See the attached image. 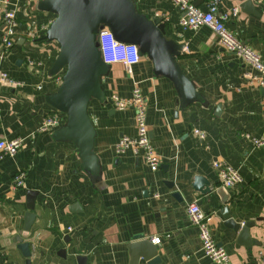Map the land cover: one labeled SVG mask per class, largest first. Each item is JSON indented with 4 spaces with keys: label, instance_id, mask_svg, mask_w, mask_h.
I'll return each mask as SVG.
<instances>
[{
    "label": "crops",
    "instance_id": "0c3cea01",
    "mask_svg": "<svg viewBox=\"0 0 264 264\" xmlns=\"http://www.w3.org/2000/svg\"><path fill=\"white\" fill-rule=\"evenodd\" d=\"M132 1L139 13L161 18L165 36L182 45L177 62L201 99L181 107L173 82L154 75L144 56L130 72L108 65L100 78L103 100L91 98L87 104L97 163L91 174L81 167L71 141L53 137L65 115L45 96L55 92L64 69L49 73L58 45L41 36L55 15L38 10L37 0H18L14 43L0 53V72L17 82H0V140L20 139L13 155L0 156V264H77L79 256L83 264H128L127 245L135 236L157 246L159 261L153 264H217L204 255L198 228L187 214L192 201L210 216L211 236L230 264H261L264 145L254 139L264 138V86L259 84L264 75L224 50L207 26L183 28L179 20L185 12L173 0ZM243 1L192 2L200 11L212 2L218 13L237 7L225 27L264 63V3L251 0L252 7L242 8ZM134 86L144 99L145 123L160 157L156 171L130 148L119 154L113 149L120 136L135 135V126L133 110L114 106L111 97H129ZM51 114L59 118L58 126L41 130V119ZM215 161L233 167L240 181L223 186ZM18 171L22 184L12 187ZM197 176L209 181V193L193 188ZM222 186L229 198L225 204L216 193ZM223 207L236 222H255L247 239L225 225ZM25 212L33 216L27 230ZM157 237L159 243H153ZM18 239L26 243V254ZM137 264L146 262L139 258Z\"/></svg>",
    "mask_w": 264,
    "mask_h": 264
},
{
    "label": "water",
    "instance_id": "95a60500",
    "mask_svg": "<svg viewBox=\"0 0 264 264\" xmlns=\"http://www.w3.org/2000/svg\"><path fill=\"white\" fill-rule=\"evenodd\" d=\"M250 3L251 0H244L241 7L247 8ZM36 8L55 15L41 36V39L55 41L58 45L49 73L53 75L64 69L55 92L45 96L50 106L65 115L64 123L53 133V137L71 141L81 167L91 174L97 172V163L92 151L94 130L87 114V104L91 98L99 102L103 100L100 78L108 70L95 41L99 30L106 28L116 40L134 43L139 55L152 61L153 74L166 76L173 82L181 107L201 99L177 62L182 45L165 36L161 18H148L139 13L132 0H37ZM192 186L203 194L211 191L209 181L202 176H197ZM224 190L223 186L216 190L222 204L229 200L228 196H223ZM26 194L30 198L33 193L27 191ZM226 210L223 207L225 225L238 237L247 239L255 222H236ZM32 217L30 212H25L24 230L29 228ZM17 247L27 253L26 243L20 239ZM127 248L128 264H137L139 258L146 264L159 261L157 246L141 236H135ZM76 260L77 264L84 262L81 256Z\"/></svg>",
    "mask_w": 264,
    "mask_h": 264
},
{
    "label": "built area",
    "instance_id": "2783aa9c",
    "mask_svg": "<svg viewBox=\"0 0 264 264\" xmlns=\"http://www.w3.org/2000/svg\"><path fill=\"white\" fill-rule=\"evenodd\" d=\"M18 0H0V53L8 50L14 43V28L16 26L14 4ZM36 1V0H25ZM193 0H173V2L185 12L181 16L179 23L183 28L196 29L202 25L207 26L216 35L219 45L226 51L238 55L243 61L252 65L257 71L264 75V63L261 58L250 47L238 40L225 27V20L230 15H237L238 8L234 7L230 12L218 13L217 2L209 4L206 11L197 9ZM264 3V0H260ZM95 41L100 58L106 65L120 64L127 72L131 67L138 63L141 56L138 47L134 43H126L118 41L112 33L104 28L96 33ZM0 82L8 85H16L17 82L8 77L4 72H0ZM264 86V79L259 81ZM111 102L114 106H128L133 110V119L135 126V135L133 137L120 136L113 149L115 153H123L130 148L133 153L138 154L150 171H156L160 165V157L155 150L148 126L145 123V102L138 87H132L129 97L119 98L112 95ZM59 124V118L56 115L44 116L40 121V129L47 130L56 127ZM201 138L203 133L195 130ZM256 145H264V138L254 139ZM20 146V139L13 138L10 140H0V156L13 155ZM213 167L217 170L220 182L225 187H231L240 181L238 172L231 166L214 162ZM23 172H16L12 177V187H18L22 184ZM187 214L193 225L198 228L199 238L202 250L205 256L210 258L217 264H230L225 249L219 245L211 236L208 228V220L210 218L201 210L199 205L192 201L187 205ZM160 238H153V243H159ZM260 263L264 264V255L260 258Z\"/></svg>",
    "mask_w": 264,
    "mask_h": 264
}]
</instances>
